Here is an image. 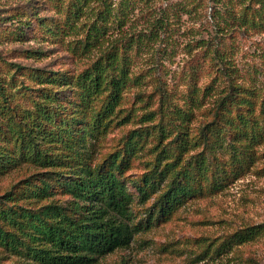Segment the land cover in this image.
<instances>
[{
    "label": "rangeland",
    "instance_id": "1",
    "mask_svg": "<svg viewBox=\"0 0 264 264\" xmlns=\"http://www.w3.org/2000/svg\"><path fill=\"white\" fill-rule=\"evenodd\" d=\"M27 51L43 55L28 58ZM111 57L125 67L129 80L111 124H103L91 148L92 159L100 164L132 130L149 132L124 174L134 192L135 182L156 157L155 125L162 115L168 138L158 149L165 148L167 155L172 125L180 123L177 115L186 114L183 128L195 134L210 121L208 110L229 84L247 90L259 121L264 0H0V78L7 86L13 83L8 64L26 69L15 85L59 92L61 87L39 85L28 75L38 70L46 77L73 80ZM77 90L70 86L61 93L64 106ZM105 96L93 97L88 112H97ZM260 137L250 151L252 162L236 179L218 191L201 183L196 196L169 217L154 221L128 248L95 264H264V134ZM41 171L23 164L0 174V196ZM154 203L155 197L144 204L135 200L134 222L144 226ZM0 264L31 262L0 248Z\"/></svg>",
    "mask_w": 264,
    "mask_h": 264
},
{
    "label": "trees",
    "instance_id": "2",
    "mask_svg": "<svg viewBox=\"0 0 264 264\" xmlns=\"http://www.w3.org/2000/svg\"><path fill=\"white\" fill-rule=\"evenodd\" d=\"M46 30L53 36L52 29ZM25 53L34 59L43 55ZM95 66L73 80L46 77L38 70L28 75L39 85L61 87L59 92L15 85L16 76L26 70L19 64H8L13 70L11 86L0 78V174L23 164L42 170L0 196V248L31 264H95L128 248L154 221L169 217L195 197L201 183L218 191L242 174L252 162L251 149L264 134V103L257 121L247 90L229 84L208 110L210 121L195 134L183 128L186 114L177 115L180 123L172 125L168 155L165 148L158 149L168 138L166 116H161L155 125L156 157L132 192L124 174L151 135L132 130L116 151L93 164L91 148L103 124H111L129 80L117 59ZM70 86L78 89L72 92L77 100L66 99L69 104L64 106L60 96ZM104 92L100 109L88 112V103ZM152 197L154 209L147 223L134 222L135 200L144 204Z\"/></svg>",
    "mask_w": 264,
    "mask_h": 264
}]
</instances>
